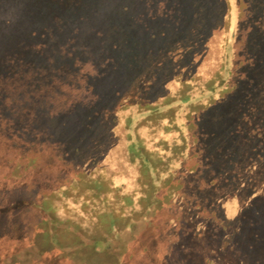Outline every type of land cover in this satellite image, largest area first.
<instances>
[{"label":"rangeland","instance_id":"rangeland-1","mask_svg":"<svg viewBox=\"0 0 264 264\" xmlns=\"http://www.w3.org/2000/svg\"><path fill=\"white\" fill-rule=\"evenodd\" d=\"M0 131L108 185L54 191L62 246L38 234L41 210L0 217V264H128L138 248L147 264H264V0H0ZM138 142L183 180L180 234L170 223L160 244L139 220L128 244L112 241L114 263L85 239L100 214L143 208ZM186 151L193 172L176 162ZM18 197L0 188V206Z\"/></svg>","mask_w":264,"mask_h":264},{"label":"trees","instance_id":"trees-1","mask_svg":"<svg viewBox=\"0 0 264 264\" xmlns=\"http://www.w3.org/2000/svg\"><path fill=\"white\" fill-rule=\"evenodd\" d=\"M179 100L187 103L189 98L180 97ZM191 111H201L200 104L191 106ZM186 121H188L185 124L186 134L192 138L196 137L197 118L190 115L186 118ZM128 146L131 161L138 160L144 179L142 182L144 188L141 190L140 197L143 208L137 215H127L125 219H121L111 212H105L97 216L102 231L96 237L93 236L92 239H85V242L86 245L99 252H109L113 246L112 241L115 240L116 243L119 238L118 242L128 244L127 237L130 238L135 225L143 219L148 220L154 239H159L160 244L162 243L160 236L166 235L170 223L175 224L176 234H180L181 216L179 213L174 212L176 205L172 201V195L182 194L184 189L182 178H174L172 175L162 178L157 171L155 160L150 159V154L143 149L140 142L137 144L130 143ZM176 162L186 172H193L200 167L195 159V154L191 151L190 153L186 151L185 157L183 154L180 155ZM81 175L79 172H75L69 164H65L52 146L38 147L21 135L4 134L0 131V188L11 189L19 196L15 199H6L4 205L0 206V217H3L6 222L12 220L15 214L14 210L19 208L24 209L25 213L31 211L30 209L41 210V215H36L38 218L36 222L41 224L38 234H41L48 244L62 246L63 244L59 238L60 236L63 238V235L70 232V230L58 225L51 216L52 208H50V204L54 191L59 187L67 188L71 182L78 184L81 189L93 190L95 197H100L101 193L108 190V185L104 183H95L91 179H89L90 181H82ZM59 229L61 231L55 232ZM121 230L126 231L122 237L121 234L119 235ZM137 250L128 257V264H144L145 258L142 254L148 256L151 253V251L141 252L139 248ZM109 253L112 257L115 255V253H113L114 255L112 252ZM118 258L120 257L116 254L114 263ZM94 264L108 263L98 262ZM120 264H126V262L123 261ZM145 264L147 263L145 262Z\"/></svg>","mask_w":264,"mask_h":264}]
</instances>
